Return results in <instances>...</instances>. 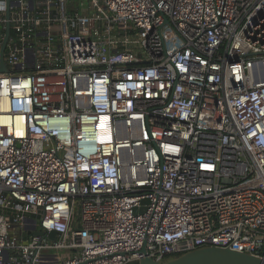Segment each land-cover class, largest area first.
I'll list each match as a JSON object with an SVG mask.
<instances>
[{"label":"built area","instance_id":"obj_1","mask_svg":"<svg viewBox=\"0 0 264 264\" xmlns=\"http://www.w3.org/2000/svg\"><path fill=\"white\" fill-rule=\"evenodd\" d=\"M1 57L0 264L264 261V0H0Z\"/></svg>","mask_w":264,"mask_h":264},{"label":"water","instance_id":"obj_2","mask_svg":"<svg viewBox=\"0 0 264 264\" xmlns=\"http://www.w3.org/2000/svg\"><path fill=\"white\" fill-rule=\"evenodd\" d=\"M10 3V0H7ZM8 29V27H7ZM5 42L2 46V53L4 51ZM3 58H0V73H7ZM15 71H20L18 68ZM42 232H36L35 236H40ZM54 232L49 234L53 239ZM138 264H264V261L255 258L251 255L231 251L229 249H222L216 247L199 248L190 252H186L176 257H170L165 260H153L151 258H143Z\"/></svg>","mask_w":264,"mask_h":264},{"label":"rangeland","instance_id":"obj_3","mask_svg":"<svg viewBox=\"0 0 264 264\" xmlns=\"http://www.w3.org/2000/svg\"><path fill=\"white\" fill-rule=\"evenodd\" d=\"M53 253H55V252H53Z\"/></svg>","mask_w":264,"mask_h":264}]
</instances>
